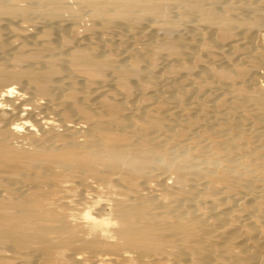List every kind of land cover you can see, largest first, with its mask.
Here are the masks:
<instances>
[{"label":"bare ground","instance_id":"1","mask_svg":"<svg viewBox=\"0 0 264 264\" xmlns=\"http://www.w3.org/2000/svg\"><path fill=\"white\" fill-rule=\"evenodd\" d=\"M0 264H264V0H0Z\"/></svg>","mask_w":264,"mask_h":264}]
</instances>
